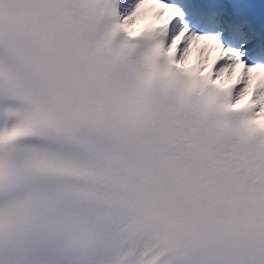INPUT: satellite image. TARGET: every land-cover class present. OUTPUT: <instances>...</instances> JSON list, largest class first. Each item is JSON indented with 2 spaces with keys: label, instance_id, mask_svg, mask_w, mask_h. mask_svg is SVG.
Masks as SVG:
<instances>
[{
  "label": "snow or ice",
  "instance_id": "1",
  "mask_svg": "<svg viewBox=\"0 0 264 264\" xmlns=\"http://www.w3.org/2000/svg\"><path fill=\"white\" fill-rule=\"evenodd\" d=\"M0 264H264V0H0Z\"/></svg>",
  "mask_w": 264,
  "mask_h": 264
}]
</instances>
